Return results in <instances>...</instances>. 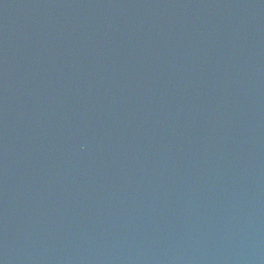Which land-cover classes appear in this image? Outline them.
I'll list each match as a JSON object with an SVG mask.
<instances>
[{"label":"water","instance_id":"water-1","mask_svg":"<svg viewBox=\"0 0 264 264\" xmlns=\"http://www.w3.org/2000/svg\"><path fill=\"white\" fill-rule=\"evenodd\" d=\"M0 264H264V0H0Z\"/></svg>","mask_w":264,"mask_h":264}]
</instances>
